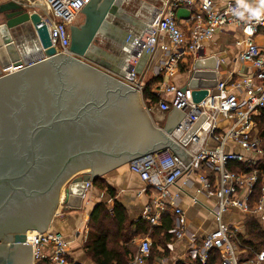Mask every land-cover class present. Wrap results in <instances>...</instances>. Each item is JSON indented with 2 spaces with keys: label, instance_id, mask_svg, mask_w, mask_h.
<instances>
[{
  "label": "water",
  "instance_id": "obj_1",
  "mask_svg": "<svg viewBox=\"0 0 264 264\" xmlns=\"http://www.w3.org/2000/svg\"><path fill=\"white\" fill-rule=\"evenodd\" d=\"M124 4L90 0L81 9L82 21L69 26L66 55L51 45L39 13L29 14L13 0L0 2L5 17L0 23V66L23 65L24 46L17 45L11 33L17 24L28 21L41 51L39 61L0 77V230L12 232L6 239L7 264H19L25 251L32 264L27 234L48 230L58 207L79 208L86 182L96 174L167 145L184 164L191 160L169 138L184 117L182 110L167 112L163 133L151 124L138 91L96 66L109 67L100 57L106 52L97 45L98 38L109 21L124 17ZM215 65L214 57L194 62L183 86L193 88L194 103L217 82L214 70L199 67ZM115 73L132 80L128 66ZM203 118L181 142L188 141Z\"/></svg>",
  "mask_w": 264,
  "mask_h": 264
},
{
  "label": "built area",
  "instance_id": "obj_2",
  "mask_svg": "<svg viewBox=\"0 0 264 264\" xmlns=\"http://www.w3.org/2000/svg\"><path fill=\"white\" fill-rule=\"evenodd\" d=\"M89 1L36 0L26 9L29 14L39 13L57 53L69 55V26L76 22ZM256 1L255 5L243 7L230 0L220 4L214 0H162L160 6L152 7L145 29L138 35L127 34L125 38L129 45V75L133 80L135 65L143 53L152 54L157 48L168 52L166 69L172 75L178 62L189 54L199 55L204 42L223 27L232 25L242 33V39L236 41L242 46L237 59L250 67V74L217 79L216 85L208 88L207 95L197 103L191 98L193 88L183 90L172 83L163 87V92L171 93L172 98L159 100L157 108L163 113L172 108L184 112L169 137L191 156V160L184 164L167 145L128 161L129 170L155 193L143 207L141 219L151 225L160 224L167 206L173 205L169 233L175 239L187 240L188 262L206 264L211 252H217L218 264H264V247L256 250L244 245L238 237V228L220 221L221 215L234 207L259 213L264 228V178L257 168L264 162V135L259 129V118L264 117V45L256 42L257 36H264V0ZM181 5L190 9L187 31L178 25L173 12ZM161 33L168 37L171 50L159 42ZM23 56L21 66H0V77L41 58V55L30 59H23ZM201 116H204L202 122L188 141L181 142L183 135ZM222 121H226L224 129L219 128ZM234 163H240L237 170L231 168ZM192 173L196 174L199 183L197 194L217 198L213 213L218 226L203 236L188 232L185 212L176 204L179 194L171 195L168 191L179 178ZM85 186L87 191L92 186L91 181ZM257 186L260 195L250 207ZM197 194L191 196L193 203L198 202ZM27 243L33 251L32 264H73L67 252L68 243L58 233L36 232L32 239L27 238ZM41 246H45V252H40ZM151 246L150 238L139 239L128 264H152ZM172 248V242L168 243L167 250Z\"/></svg>",
  "mask_w": 264,
  "mask_h": 264
},
{
  "label": "crops",
  "instance_id": "obj_3",
  "mask_svg": "<svg viewBox=\"0 0 264 264\" xmlns=\"http://www.w3.org/2000/svg\"><path fill=\"white\" fill-rule=\"evenodd\" d=\"M13 1L28 8L33 6L36 0ZM161 1L162 0H125L123 6L124 17L113 18L109 21L104 34H101L98 38L97 45L106 52V55L100 57L109 67L103 68L98 65L96 66L106 75L119 79L127 86L137 90L140 105L147 113L151 124L163 132L162 127L167 113L161 112L157 108V103L159 100H170L172 98L171 93L163 92V87L171 83L178 87H183L187 84L188 78L191 77L194 71L193 65L196 60L214 57L216 61L215 67L199 68L200 70H214L216 79L218 80H226L230 75H248L251 69L248 65L240 63L237 59L242 49V46L236 43L237 40L242 39L241 31L232 25H228L218 30L210 39L204 42L203 49L200 51L199 55L195 56L194 54H189L184 57L182 61L178 62L172 75H170L166 69L169 53L157 48L152 54L143 53L140 56L135 65V78L133 80L119 77L115 71H122V69L124 70L128 66L127 51L129 45L125 43L127 34L138 35L142 32L151 18L152 7L160 6ZM214 1L220 4L229 0ZM230 1L238 2L243 7L255 5L257 3L256 0ZM173 12L178 25L184 31H187L190 24V9L181 5L175 8ZM159 37V42L165 44L171 50L172 46L168 37L162 33ZM256 42L260 45H264V36H257ZM23 59L30 58H25L23 56ZM146 85H149V90L156 97L155 103L148 104V100L144 98L143 88ZM225 125L226 121H222L219 128L224 129ZM234 150L239 151L237 148H234ZM128 161L129 160L122 162L100 174H96V176L94 175L95 178L99 177L101 179L104 186L103 188H97L93 184V181H91L92 186L87 190L79 208L75 210L70 208L63 210L61 207H58L57 213L48 229L60 234L68 243L69 253L72 256L69 257L73 262L85 264V261L88 260L85 256L83 243L88 232L87 223L89 215L95 205L104 203L106 207L110 209L114 200H116L123 206L128 219L136 222L138 219H141L140 215L143 207L155 195L152 190L146 187L145 183L136 173L129 170ZM239 164L240 163H234L231 168L237 170ZM257 168L260 176L264 178V162H260ZM107 187L115 190V196L113 198L106 191ZM198 188L199 183L196 174L192 173L189 176L179 178L168 188V191L171 195L174 193L179 194L176 198V204L185 212L188 232H194L199 236H203L216 229L218 226V221L213 213L217 205V198L213 195L207 196L205 193L197 194ZM195 193L197 194V203L191 201V196ZM259 195L260 191L257 186L251 196L250 207H253ZM224 213H227V215L231 217L222 220ZM224 213L221 215V223L236 226L239 231L238 237L244 245L250 246L249 241L253 238V234H255H252V232H254L252 225L257 226L258 230L260 229L264 235V228L259 213L253 211L244 212L234 207L228 208ZM164 214H170V222L172 223L173 205H168L167 209L163 212V215ZM161 224H149L150 228L145 234H138L131 239L129 246L130 252L128 255L129 259L136 251L139 239L148 237L154 242L157 236L160 238L165 235L164 230L159 229ZM170 227L167 230L168 233ZM169 234V243L172 242L173 248L170 251L167 250L168 252L162 256H154L152 258V264L189 263L187 258V240L175 239L171 233ZM158 250L161 252L163 247L158 246ZM89 262L92 264L90 260Z\"/></svg>",
  "mask_w": 264,
  "mask_h": 264
},
{
  "label": "trees",
  "instance_id": "obj_4",
  "mask_svg": "<svg viewBox=\"0 0 264 264\" xmlns=\"http://www.w3.org/2000/svg\"><path fill=\"white\" fill-rule=\"evenodd\" d=\"M143 95L148 100V104L155 103L156 97L149 90V85L143 88ZM259 122L260 132L264 135V117H260ZM93 184L97 188H103L104 186L99 177L94 178ZM106 191L112 198L115 196L114 189L107 187ZM161 223L159 229H163L165 235L160 238L157 236V243L152 242L151 259L154 256H162L168 252L167 244L169 243L170 234L167 230L171 226L170 214H164ZM87 227L88 232L83 243V249L88 260L93 264H128L131 239L138 234H145L150 225L143 219H138L136 222L129 220L123 206L114 200L110 209L104 203L95 205L89 215ZM252 228H254L252 234L255 233L253 234L255 237L253 236L250 239V246L259 250L264 247V235L260 229L258 230L257 226L252 225ZM158 246L163 247L161 252L158 250ZM72 263L79 264L73 261ZM218 263V253L211 252L206 264ZM187 264L198 263L189 262Z\"/></svg>",
  "mask_w": 264,
  "mask_h": 264
},
{
  "label": "rangeland",
  "instance_id": "obj_5",
  "mask_svg": "<svg viewBox=\"0 0 264 264\" xmlns=\"http://www.w3.org/2000/svg\"><path fill=\"white\" fill-rule=\"evenodd\" d=\"M82 19H83V15L80 14L77 17L76 22L74 24L80 23L82 21ZM2 22H4V21L1 17L0 23H2ZM11 33H12L13 39L17 45H19V46L23 45L24 47L26 44L35 45V43H33V42H35V34L31 28L30 24L28 23V21L24 22V23L17 24L16 26H14L11 30ZM32 57H35V56H32ZM227 217H231V216L227 215V213H224L222 216V220H225V218H227ZM47 231L52 232V233H56V232L51 231L50 229H48ZM154 242L157 243V237H156ZM40 252L41 253L45 252V246L40 247ZM67 252H68V255L71 256L69 253V247H68ZM85 264H91V263L89 262V260H86Z\"/></svg>",
  "mask_w": 264,
  "mask_h": 264
},
{
  "label": "flooded vegetation",
  "instance_id": "obj_6",
  "mask_svg": "<svg viewBox=\"0 0 264 264\" xmlns=\"http://www.w3.org/2000/svg\"><path fill=\"white\" fill-rule=\"evenodd\" d=\"M2 17L3 21H5L4 15L0 14V18ZM75 129V128H74ZM80 133H78L79 138L81 137L83 133V129L78 130ZM2 229V228H1ZM12 232L2 229L0 230V264H7V257L8 253L6 250V239L8 237H11ZM19 264H30L31 262V255L28 251H25L22 256L18 259Z\"/></svg>",
  "mask_w": 264,
  "mask_h": 264
},
{
  "label": "bare ground",
  "instance_id": "obj_7",
  "mask_svg": "<svg viewBox=\"0 0 264 264\" xmlns=\"http://www.w3.org/2000/svg\"><path fill=\"white\" fill-rule=\"evenodd\" d=\"M23 51H24V54H25L24 55L25 58H30L32 56L41 55V51L35 45L26 44L25 47H23ZM34 234L35 233H33L32 235H28L27 234V238L28 239H32Z\"/></svg>",
  "mask_w": 264,
  "mask_h": 264
}]
</instances>
